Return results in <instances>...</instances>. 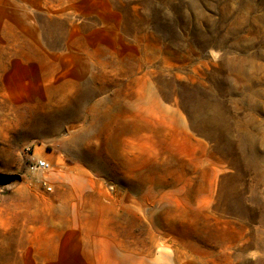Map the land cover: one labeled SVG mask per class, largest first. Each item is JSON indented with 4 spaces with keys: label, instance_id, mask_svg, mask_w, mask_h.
Listing matches in <instances>:
<instances>
[{
    "label": "rangeland",
    "instance_id": "1",
    "mask_svg": "<svg viewBox=\"0 0 264 264\" xmlns=\"http://www.w3.org/2000/svg\"><path fill=\"white\" fill-rule=\"evenodd\" d=\"M0 264H264V0H0Z\"/></svg>",
    "mask_w": 264,
    "mask_h": 264
},
{
    "label": "built area",
    "instance_id": "2",
    "mask_svg": "<svg viewBox=\"0 0 264 264\" xmlns=\"http://www.w3.org/2000/svg\"><path fill=\"white\" fill-rule=\"evenodd\" d=\"M23 154L27 164V170L31 174H37L39 172H45L50 170L51 166L48 161L45 159L37 158L34 155V149L32 146H25L23 149ZM42 185L46 186V189L50 191V186L47 185L45 181L42 182Z\"/></svg>",
    "mask_w": 264,
    "mask_h": 264
},
{
    "label": "crops",
    "instance_id": "3",
    "mask_svg": "<svg viewBox=\"0 0 264 264\" xmlns=\"http://www.w3.org/2000/svg\"><path fill=\"white\" fill-rule=\"evenodd\" d=\"M80 140V136H79V134H77V135H75L73 138H72V140H70L71 142H73V143H76V142H78ZM34 155L37 157V158H40L39 157V155H38V153L34 150ZM40 159H45V158H40ZM46 160V159H45ZM96 168H98V166L96 165Z\"/></svg>",
    "mask_w": 264,
    "mask_h": 264
}]
</instances>
